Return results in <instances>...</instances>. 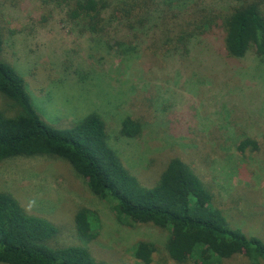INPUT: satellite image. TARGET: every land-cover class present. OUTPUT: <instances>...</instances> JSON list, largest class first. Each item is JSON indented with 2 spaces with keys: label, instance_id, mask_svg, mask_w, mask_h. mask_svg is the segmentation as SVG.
Wrapping results in <instances>:
<instances>
[{
  "label": "rangeland",
  "instance_id": "1",
  "mask_svg": "<svg viewBox=\"0 0 264 264\" xmlns=\"http://www.w3.org/2000/svg\"><path fill=\"white\" fill-rule=\"evenodd\" d=\"M245 1L201 0L199 5L226 12ZM260 7L264 10V0ZM0 28L1 57L22 76L44 122L60 128L98 114L107 145L145 187L155 184L169 158H180L210 192V206L264 243V55L227 56L217 27L192 37L182 56L157 50V31L150 26L126 38L110 34L106 42L39 0H0ZM0 110L14 113L1 94ZM126 116L140 124L135 137L118 133ZM244 138L256 148L239 151ZM0 190L56 226L59 234L51 244L82 246L102 264H140L130 252L140 240L158 250L149 264H193L166 256V229L118 222L109 204L62 159H4ZM79 207L98 215L90 239L74 230ZM220 264L250 263L236 253Z\"/></svg>",
  "mask_w": 264,
  "mask_h": 264
},
{
  "label": "trees",
  "instance_id": "2",
  "mask_svg": "<svg viewBox=\"0 0 264 264\" xmlns=\"http://www.w3.org/2000/svg\"><path fill=\"white\" fill-rule=\"evenodd\" d=\"M57 10L80 31L99 34L108 41L121 32L126 38L137 29L150 26L157 31V50L182 56L188 41L212 28L222 29L224 52L229 57L251 53L264 55L263 0H249L226 12L199 5L201 0H39ZM181 1V0H178ZM3 33L0 28V94L14 109L0 110V161L16 156H47L64 160L80 176L87 189L105 200L115 219L127 226L151 225L166 229V256L174 262L220 264L222 259L241 253L250 264H264V243L230 224L222 211L210 206L211 194L190 167L171 157L150 187L142 186L122 165L107 145L104 122L87 113L64 127L44 122L35 111L22 76L1 57ZM140 124L124 117L118 133L132 138ZM264 141V134H263ZM247 138L237 149H255ZM95 211L79 207L73 227L90 239L98 230ZM56 226L24 210L8 191L0 190V263L5 264H102L86 248L75 244H51ZM140 264H149L158 252L154 244L140 240L130 251Z\"/></svg>",
  "mask_w": 264,
  "mask_h": 264
}]
</instances>
